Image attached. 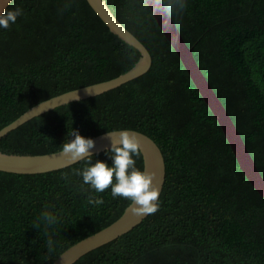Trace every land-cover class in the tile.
<instances>
[{
	"label": "trees",
	"instance_id": "obj_1",
	"mask_svg": "<svg viewBox=\"0 0 264 264\" xmlns=\"http://www.w3.org/2000/svg\"><path fill=\"white\" fill-rule=\"evenodd\" d=\"M106 1L149 49L150 69L35 116L4 135L0 150L53 153L73 129L94 137L123 127L160 146L166 180L158 211L73 264H264V197L178 53L146 0ZM15 7L23 15L0 29V130L42 101L115 78L141 58L88 0H12L6 10ZM169 11L264 176V0H186L179 15ZM98 158L109 159L104 151ZM136 160L144 169L142 152ZM84 165L33 174L0 170V264H53L124 213L129 200L82 184L75 172ZM89 195L104 203L89 204ZM45 210L59 220L49 229L58 241L52 253L43 226L35 227Z\"/></svg>",
	"mask_w": 264,
	"mask_h": 264
},
{
	"label": "water",
	"instance_id": "obj_2",
	"mask_svg": "<svg viewBox=\"0 0 264 264\" xmlns=\"http://www.w3.org/2000/svg\"><path fill=\"white\" fill-rule=\"evenodd\" d=\"M11 1L12 0H0V11L6 10ZM88 1L103 21L109 26L112 32L141 52V58L130 70L115 78L67 91L35 105L12 123L3 127L0 130V139L35 116L41 115L55 107L69 102L95 96L116 88L123 83L146 73L150 69L152 65V55L149 49L134 33L123 25L109 7L107 1ZM146 2L152 10L164 35L181 58L197 89L217 118L241 170L253 187L264 197V176L258 168L255 159L228 109L200 67L194 55L193 47L189 46L186 42L170 11L168 10V12H165L164 8L167 6L162 0H146ZM130 130L137 134L141 142L142 154L144 157V169L154 174V182L159 187L161 195L166 180V161L164 154L160 146L152 137L135 129ZM105 133L106 132L92 137L96 140L97 144V148L93 149V151L101 152L104 147L108 146L109 141L106 138ZM71 164L73 163L63 156L62 150L46 154H17L7 153L0 150V170L6 172L33 174L57 170ZM130 207L131 204L116 221L107 227L83 238L67 248L60 254L53 264H73L89 251L127 233L148 216L134 214L130 210Z\"/></svg>",
	"mask_w": 264,
	"mask_h": 264
},
{
	"label": "clouds",
	"instance_id": "obj_3",
	"mask_svg": "<svg viewBox=\"0 0 264 264\" xmlns=\"http://www.w3.org/2000/svg\"><path fill=\"white\" fill-rule=\"evenodd\" d=\"M186 6V0H168V12L171 8L179 15ZM23 15V9L15 7L0 11V29H8ZM109 141L103 151L108 160L99 159L96 140L86 137L78 129L68 134L67 142L63 143L62 154L70 162L84 161L83 168L77 169L75 174L81 177L82 184L87 185L95 193H104L110 189L113 198H124L131 202L130 210L137 215H152L159 208V187L154 182V174L137 166L136 158L141 155V142L135 132L127 127L105 133ZM110 161V162H109ZM62 179L67 180L65 174ZM88 203L102 205L104 200L100 196H88ZM58 217L51 211L41 213L35 227L41 225L46 237L44 247L48 253L55 251L58 241L53 231L58 224Z\"/></svg>",
	"mask_w": 264,
	"mask_h": 264
}]
</instances>
